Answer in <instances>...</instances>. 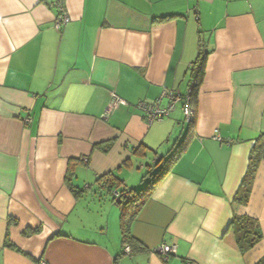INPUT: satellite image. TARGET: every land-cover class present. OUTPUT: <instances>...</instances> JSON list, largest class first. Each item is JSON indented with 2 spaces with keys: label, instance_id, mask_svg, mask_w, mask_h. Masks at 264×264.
I'll list each match as a JSON object with an SVG mask.
<instances>
[{
  "label": "crops",
  "instance_id": "obj_1",
  "mask_svg": "<svg viewBox=\"0 0 264 264\" xmlns=\"http://www.w3.org/2000/svg\"><path fill=\"white\" fill-rule=\"evenodd\" d=\"M52 1L0 0V264H264V161L247 205L233 202L264 134V0H63L61 30ZM199 45L193 128L180 104L149 125L136 105L186 96ZM184 140L124 254L118 208L95 181L129 188ZM234 216L261 233L244 253ZM162 244L176 246L167 261L151 252Z\"/></svg>",
  "mask_w": 264,
  "mask_h": 264
},
{
  "label": "trees",
  "instance_id": "obj_2",
  "mask_svg": "<svg viewBox=\"0 0 264 264\" xmlns=\"http://www.w3.org/2000/svg\"><path fill=\"white\" fill-rule=\"evenodd\" d=\"M167 20V18H162L161 21ZM207 57V52L203 50V47L199 45L198 55L196 60L192 63L190 68V81H189V93L188 96L189 103L194 112L192 120L187 124L188 131L190 132L195 123V100L202 83V78L204 76V66ZM182 96V97H186ZM181 105V104H180ZM185 140L177 145L165 156L159 157V159L154 160L153 164L147 167L149 169L143 175L141 183L145 184L138 190L130 189L127 187H122L121 181L118 180L113 174H106L97 178L95 185L104 191L106 195L112 196V202L119 209V230H120V243L122 248L125 246L132 247L133 249H139L138 241L131 235L130 226L139 211L149 200L152 192L160 184L163 178L169 173L171 167L179 159L183 147L185 146ZM103 151H106V147L102 148L103 145H100ZM109 147V145H107ZM142 150L138 148L136 153H140ZM264 161V134L258 136L254 142L249 156H248V165L244 178L242 179L240 186L233 198V202L240 206H245L248 203L249 195L251 193L252 185L254 178L256 176L258 167L261 162ZM126 165V164H125ZM71 162L68 167L66 175V183L71 189L75 197H81L84 193V189L75 188L71 185ZM114 190H118V196H114ZM114 191V192H113ZM120 200L117 203V200ZM13 222V221H12ZM229 229L233 232L236 240V244L240 252L244 253L252 249L256 243L261 239V233L257 226V222L249 217L243 216H234L229 224ZM37 230H25L23 235H31ZM5 245L8 248L14 249L15 247L9 243L6 239ZM131 249V248H130ZM123 252V251H122ZM124 253V252H123ZM132 253V250H131ZM125 254V253H124Z\"/></svg>",
  "mask_w": 264,
  "mask_h": 264
},
{
  "label": "built area",
  "instance_id": "obj_3",
  "mask_svg": "<svg viewBox=\"0 0 264 264\" xmlns=\"http://www.w3.org/2000/svg\"><path fill=\"white\" fill-rule=\"evenodd\" d=\"M35 2H40L41 0H34ZM49 7L54 9L56 12L55 20H54V28L56 30H61L65 25L69 22V17L66 12L64 1L63 0H53ZM165 100L166 103L164 106H161V102ZM120 104H124L122 100L119 98H113L110 102V108L116 107ZM177 104H181L182 112L184 115V122L188 123L192 120L194 116V112L192 110V107L189 103L188 96L182 97L180 95L174 94V92L169 90H163L161 94L159 95V98L157 101L153 103H145L140 102L136 105L135 110L140 112L147 123L153 124L155 122H160L166 117H168L174 110ZM24 123H28L29 119L25 118L23 120ZM216 133V132H215ZM214 140L218 142H222V140L215 135ZM115 197L118 196V192L113 193ZM123 252L125 254H131V249L127 246L123 248ZM153 254L159 256L162 261H167L170 256L176 254V246L172 245H159L155 249L151 251Z\"/></svg>",
  "mask_w": 264,
  "mask_h": 264
},
{
  "label": "rangeland",
  "instance_id": "obj_4",
  "mask_svg": "<svg viewBox=\"0 0 264 264\" xmlns=\"http://www.w3.org/2000/svg\"><path fill=\"white\" fill-rule=\"evenodd\" d=\"M145 173H146L145 169L143 171H138L137 175L133 176L132 184H129V188L134 189V190L140 189L145 184V182H143V183H137V182L141 180V178L143 177V175ZM134 180H135V182H134ZM111 199H113V198H111ZM118 216H119V209H118Z\"/></svg>",
  "mask_w": 264,
  "mask_h": 264
},
{
  "label": "water",
  "instance_id": "obj_5",
  "mask_svg": "<svg viewBox=\"0 0 264 264\" xmlns=\"http://www.w3.org/2000/svg\"><path fill=\"white\" fill-rule=\"evenodd\" d=\"M119 202H120V200L118 199V200H117V203H119Z\"/></svg>",
  "mask_w": 264,
  "mask_h": 264
}]
</instances>
